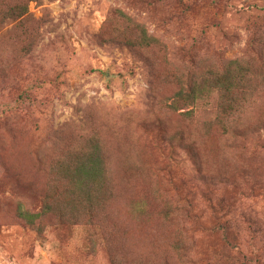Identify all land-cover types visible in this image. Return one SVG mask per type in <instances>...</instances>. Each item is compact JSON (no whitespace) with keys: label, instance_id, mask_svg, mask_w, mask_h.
Listing matches in <instances>:
<instances>
[{"label":"rangeland","instance_id":"374dc122","mask_svg":"<svg viewBox=\"0 0 264 264\" xmlns=\"http://www.w3.org/2000/svg\"><path fill=\"white\" fill-rule=\"evenodd\" d=\"M23 3L0 24V264H264V132L240 152L214 129L195 156L164 142L190 110L165 102L175 75L245 58L264 98V0H0V10ZM135 25L153 52L128 46ZM215 106L199 110L197 135ZM72 134L101 138L114 172L104 236L85 216L29 225L17 214L52 199L46 163ZM179 193L197 219L166 217Z\"/></svg>","mask_w":264,"mask_h":264},{"label":"trees","instance_id":"16d2710c","mask_svg":"<svg viewBox=\"0 0 264 264\" xmlns=\"http://www.w3.org/2000/svg\"><path fill=\"white\" fill-rule=\"evenodd\" d=\"M18 8L23 11L17 15L0 10V24L7 17L15 18L18 15L21 17L26 12L24 3L18 5ZM141 28L143 27L135 25L130 30L128 34L132 37L126 38L127 44L131 49L153 52L156 41L145 31L141 32ZM153 63L154 61L152 66ZM157 63L163 67L170 64L165 55L162 59H158ZM174 77L176 92L165 102L167 104L171 102L168 104L171 112H176L178 108L190 107V110L180 114L181 126H175L174 133L169 134L164 140L173 151H185L195 156L201 146V139L214 129L219 133L220 139L225 140L228 148L240 152L241 140L254 133L259 134L260 137L264 132V98H261V92L255 87L258 79L252 61L245 58L233 59L218 67L208 66L202 72L199 69L186 72L183 78L178 75ZM210 102L216 104L214 115L204 123V132L199 136L193 130L199 118L197 115L199 110ZM93 137L95 136L75 137L72 134L71 138L61 144L59 150L61 155L47 162L45 167V171L50 175L46 192L52 199L47 198L39 211H30L24 208L23 204H19L17 214L21 220L26 224L34 225L45 215L52 213L61 221L65 219L66 213L71 215L70 223L75 224L85 216L86 224L95 226L102 236L105 235L107 228L105 213L108 212L106 204L114 198L116 186H111L114 183V172L109 168L110 161L105 154V145L101 138ZM224 152L223 150L222 153ZM172 159L176 165V155ZM166 175L170 186L175 187L177 183L171 170L167 171ZM179 195L178 203L176 202L174 207L167 208L166 217L182 215L188 221L197 219L198 216L191 202L188 198H183L181 193ZM180 249L181 246L178 247V250Z\"/></svg>","mask_w":264,"mask_h":264}]
</instances>
